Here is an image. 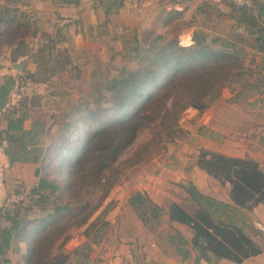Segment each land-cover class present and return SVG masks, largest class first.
<instances>
[{
	"label": "trees",
	"instance_id": "16d2710c",
	"mask_svg": "<svg viewBox=\"0 0 264 264\" xmlns=\"http://www.w3.org/2000/svg\"><path fill=\"white\" fill-rule=\"evenodd\" d=\"M250 1L249 5L243 6L230 3V11L237 25L243 24V29L248 33L256 34L264 25L261 18L264 9L257 6L255 0ZM98 2L108 16L116 12L124 0ZM165 11L169 15L181 13L172 7ZM25 15L22 11L17 15L0 5V25H3L0 28V41L13 44L9 56L13 62L26 54L24 50H19L20 46H25V40L17 33L28 26ZM209 36L201 25H196L193 42L189 44H181L177 35L162 41L161 34L152 37L150 33L142 40H134L135 44L130 49L136 60L135 66L129 68L122 65L117 74L106 79L94 105L85 102L76 104L72 109L74 117L60 128L56 138H61L57 144L58 150L72 145L56 161L60 168H64L61 184L36 169L37 182L30 191L35 193L34 203L39 207L34 218L37 226L23 231L29 221L26 214L31 206H23L21 199L0 206V264H9L11 244L20 240L27 246L24 255L26 264H54L61 252L52 253L53 248L63 246L70 237L69 228L86 223L101 198L109 192L121 169L113 167V164L132 145L142 128L151 127V136L126 158L118 160L122 168L138 163L149 155L163 133L171 132V127L184 109L192 106L198 111L204 110L220 96V86L227 81L225 85L232 83V80L240 81L253 72L255 57H248L246 61L244 55L245 45L251 46L253 42H246L238 32L229 36ZM254 41L256 44L259 42L258 35ZM258 46L261 44L258 43ZM25 78L36 79L35 72L27 71L23 82ZM22 102L25 104L24 99ZM25 115V112H21L9 117L4 131L11 141L19 140L22 136ZM82 129L84 132L78 133V138L74 139V133ZM50 148L51 143L44 147L41 157ZM195 163L224 185L231 200L239 206L251 208L264 203V171L256 159L201 147ZM106 170H110L109 173H105ZM83 186L100 190L99 199L94 204L82 202L74 206L62 201L61 192L73 193L76 187ZM185 189L199 208L191 214L177 202L171 201L168 216L193 229L194 244L234 261L261 250L241 227L212 217L207 209L211 204L210 196L193 184ZM127 202L144 223L163 213L162 206L138 189L129 193ZM92 224L91 220L86 228Z\"/></svg>",
	"mask_w": 264,
	"mask_h": 264
},
{
	"label": "rangeland",
	"instance_id": "374dc122",
	"mask_svg": "<svg viewBox=\"0 0 264 264\" xmlns=\"http://www.w3.org/2000/svg\"><path fill=\"white\" fill-rule=\"evenodd\" d=\"M214 1L222 2L228 11L223 15L221 12L218 13L219 9L213 7L204 10L199 7V10L198 5H202L206 0H183L179 3L177 0H124L116 12L106 16L98 0H77L74 3H67L64 0H0L2 8H9L17 15L21 11L25 12L29 21L28 26L17 32L25 40V46H20L19 50H24L26 54L19 56L16 62L9 58L13 44L8 45L0 41V71L6 69L12 72L17 81L13 98L2 112L3 116H17L25 112V119L32 118L40 122L38 127L42 132L40 143L46 145L51 143V148L38 159V172L61 184L64 168H60L56 161L65 149L72 145L68 144L58 150L57 144L61 138H56L60 128H63L64 122L74 117L72 109L76 104L85 102L90 106L94 105L98 91L106 79L117 74L122 65L129 68L135 66L136 60L132 57L130 48L134 46L136 38L142 40L147 33L152 37L161 34V40L164 41L171 35H177L179 42L186 44L184 36H181L183 31L190 29L192 25L208 27L211 24L209 23L211 16L216 24L215 32L218 34L230 32L229 25L217 19L223 17L224 20L227 15L232 16L230 3L226 0ZM171 7L181 13L169 15L165 10ZM2 26L0 25V28ZM217 33H213L212 36H216ZM27 71H34L36 79L25 78L26 81L23 82ZM248 77L254 82L255 72ZM27 82L41 84L43 92L39 94L27 92L25 89ZM231 82L229 85L239 83L237 80ZM225 84L219 88L220 96L223 88L229 86ZM219 97L202 111L192 106L184 109L179 114L176 124L171 127V132L163 133L149 155L138 163L122 168L118 160L126 158L135 147L151 136V127L142 128L132 145L113 164V167L121 169L109 192L101 198L86 223L72 225L69 228L70 237L59 249L53 248L52 253L62 252L66 246L71 247L67 264H79L89 257L92 258L98 250L109 243L114 234L112 222L107 219L109 210L119 203L127 204L129 193L151 178L172 181L182 192L185 184L182 186L181 174L190 171L202 147V141L197 133L208 134L207 127L199 123L200 118L208 116L207 110L217 103ZM23 99L25 104L22 102ZM83 132L82 129L74 133L73 138L77 139L78 133ZM109 171L106 170L105 173ZM32 186L34 185L25 186L17 181L11 194H21V198L9 196L1 205L21 199L23 206H31L26 214L29 221L23 231L37 226L34 218L39 212V207L34 203L36 195L30 191ZM223 187L224 185L220 184V188ZM76 188L73 193L61 192L62 201L75 206L82 202L94 204L99 199L98 188L84 186ZM189 208L192 209V206ZM91 220L93 224L86 228ZM163 223L162 213L146 224L155 226ZM73 245L75 246L72 247ZM23 262L26 264L24 256Z\"/></svg>",
	"mask_w": 264,
	"mask_h": 264
},
{
	"label": "crops",
	"instance_id": "0c3cea01",
	"mask_svg": "<svg viewBox=\"0 0 264 264\" xmlns=\"http://www.w3.org/2000/svg\"><path fill=\"white\" fill-rule=\"evenodd\" d=\"M181 1L183 0H177L178 3ZM255 1L257 6L264 9V0ZM199 7L201 10L213 7L219 9L218 13L223 15L228 11L222 2L214 0H206L197 8ZM261 18L264 19V14ZM213 19L212 16L209 18L211 24L208 27L202 26L209 33V37L217 33L214 31L216 24ZM217 19L229 25V34L238 32L246 42H253L251 46L245 45L244 55L246 61L248 57H255L252 68L256 77L253 82L247 75L242 77L238 84L224 87L217 103L207 110L208 116L200 118L199 123L207 127L208 134L197 133V136L201 139L203 148L228 155L252 157L264 171V25L258 20L261 29L252 34L243 29V24L237 25L231 15H227L224 20L223 17ZM194 28L192 25L181 34L186 44L193 42ZM256 35L259 36L260 47L254 41ZM16 83L15 74L6 69L0 71V206L12 195L13 185L17 181L25 186L36 184L38 159L46 146L40 143V122L35 119H24V132L19 140L11 141L4 131L9 117L13 116H3L2 111L11 102ZM181 175L182 186L185 184L182 192L172 181L157 178H151L135 188L145 192L162 206L163 224L149 226L137 216L128 203H119L107 213V219L112 222L114 229L109 243L92 258L89 257L79 264H264V231L260 227L264 226V203L251 208L239 206L231 200L226 188H220L219 181L195 162L190 171ZM186 183L195 185L211 197V204H208L207 209L215 220L241 227L261 250L240 261H234L194 244L193 229L188 224L168 216L171 201L177 202L191 214L199 208L196 200L191 198L185 189L188 186ZM100 245L102 246V243ZM26 248V243L22 240L12 243L9 264H24ZM70 249L71 247L66 246L54 264H67Z\"/></svg>",
	"mask_w": 264,
	"mask_h": 264
},
{
	"label": "built area",
	"instance_id": "2783aa9c",
	"mask_svg": "<svg viewBox=\"0 0 264 264\" xmlns=\"http://www.w3.org/2000/svg\"><path fill=\"white\" fill-rule=\"evenodd\" d=\"M228 1L229 3H232V4H235V5H238V6H243V5H249L250 4V0H226ZM178 9L180 7H177ZM25 89L27 90V92H31V93H35V94H39L41 92H43V88L41 86V84L37 83V82H27L26 85H25ZM11 197H16L15 199H19L21 198V194H18V195H11ZM261 229L264 231V226L261 225L260 226Z\"/></svg>",
	"mask_w": 264,
	"mask_h": 264
}]
</instances>
